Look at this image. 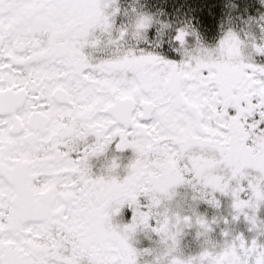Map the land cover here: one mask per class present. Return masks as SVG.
I'll use <instances>...</instances> for the list:
<instances>
[{"label": "snow or ice", "instance_id": "snow-or-ice-1", "mask_svg": "<svg viewBox=\"0 0 264 264\" xmlns=\"http://www.w3.org/2000/svg\"><path fill=\"white\" fill-rule=\"evenodd\" d=\"M0 264H264V0H0Z\"/></svg>", "mask_w": 264, "mask_h": 264}]
</instances>
